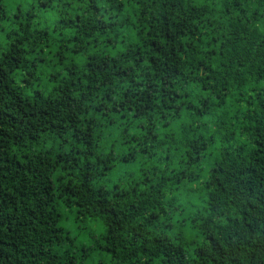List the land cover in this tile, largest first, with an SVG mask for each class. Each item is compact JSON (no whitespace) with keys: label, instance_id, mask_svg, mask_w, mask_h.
Here are the masks:
<instances>
[{"label":"trees","instance_id":"obj_1","mask_svg":"<svg viewBox=\"0 0 264 264\" xmlns=\"http://www.w3.org/2000/svg\"><path fill=\"white\" fill-rule=\"evenodd\" d=\"M0 264H264V0H0Z\"/></svg>","mask_w":264,"mask_h":264}]
</instances>
